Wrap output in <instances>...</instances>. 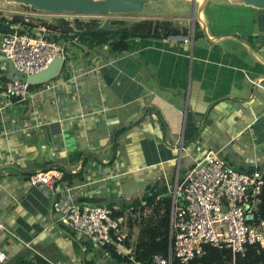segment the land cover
<instances>
[{
  "label": "crops",
  "instance_id": "0c3cea01",
  "mask_svg": "<svg viewBox=\"0 0 264 264\" xmlns=\"http://www.w3.org/2000/svg\"><path fill=\"white\" fill-rule=\"evenodd\" d=\"M177 3L137 21H173L188 29L191 43L136 38L128 51L104 46L90 54L73 45L66 67L48 84L32 85L27 102L0 103L6 264H77L75 247L88 243L85 236L54 220L75 204L106 206L126 219L146 195L172 198L169 187L182 188L210 152L240 173L264 177V10L214 2L194 16L192 5ZM15 16L30 20L0 3V18ZM6 33L0 28V41ZM7 62L0 48V83L14 80ZM48 169L63 173L55 192L30 184L33 173ZM53 245L63 255L56 261L37 248Z\"/></svg>",
  "mask_w": 264,
  "mask_h": 264
},
{
  "label": "built area",
  "instance_id": "2783aa9c",
  "mask_svg": "<svg viewBox=\"0 0 264 264\" xmlns=\"http://www.w3.org/2000/svg\"><path fill=\"white\" fill-rule=\"evenodd\" d=\"M26 19V22H29ZM50 30L40 25L36 36L14 33L2 35L0 48L16 69L27 75L45 70L56 58L67 61L66 50L58 42L48 38ZM191 43L189 36H170ZM48 84V83H44ZM30 83L17 80L0 83V103L8 108L15 99L27 102L31 97ZM47 86V85H46ZM45 86V87H46ZM47 89L52 86L48 85ZM63 173L56 169L38 171L31 175L32 186H43L55 192ZM260 172L240 173L226 160L213 152L208 153L190 171L188 183L174 189L170 217L169 251L167 256L155 255L152 264H190L206 255L208 246L230 249L234 256L244 255L251 249H264V221L259 220L257 207L261 204V188L264 184ZM73 233L88 238L98 251L115 240L122 245L128 235L124 217L116 218L106 206L73 205L67 214L54 220ZM0 229H5L0 226ZM120 255L130 257V263L140 264L130 256L124 245L117 247ZM7 255L0 247V264H6ZM34 264H53L51 262Z\"/></svg>",
  "mask_w": 264,
  "mask_h": 264
},
{
  "label": "trees",
  "instance_id": "16d2710c",
  "mask_svg": "<svg viewBox=\"0 0 264 264\" xmlns=\"http://www.w3.org/2000/svg\"><path fill=\"white\" fill-rule=\"evenodd\" d=\"M73 24H75V28L72 26ZM40 25L47 26L53 33L50 34L49 39L61 44L84 45L89 50V54L95 48L104 47L105 45L113 52L122 53L128 51L131 41L136 38H169L170 36H186L188 34L186 27L166 19H144L132 22V24L124 20H111L102 25L101 20L98 18H90L84 21L77 18V16L75 22L59 18L55 23L51 24L48 22L41 24L29 23L18 16H15L11 22L6 23L5 18H0V28H3L8 33H14V27L18 26L17 31L19 34L35 37L36 29ZM65 67L66 64L63 65L62 70ZM43 85L40 84L39 86ZM262 180L264 181V177ZM261 191V204L258 205L257 212L260 219L264 220V184ZM131 207L134 210L126 218L128 235L126 241L122 244L132 251L130 256L140 264H152V259L155 255L167 256L169 251L172 198L163 197L159 199L157 194L146 195L141 201L136 200L133 202ZM136 214L139 216H136ZM124 215L123 211L115 212L116 218ZM135 230H137V238L134 241ZM113 243L108 244L99 251L105 252L107 257L116 262L115 264L130 263L129 256L126 257L117 252V247L122 245L115 244L118 243L116 240ZM206 250V255L195 259L190 264H264V249L249 248L244 255L238 254L236 256L233 255L230 249H218L208 246ZM39 261L46 263L42 260ZM173 264L179 263L174 261Z\"/></svg>",
  "mask_w": 264,
  "mask_h": 264
},
{
  "label": "water",
  "instance_id": "95a60500",
  "mask_svg": "<svg viewBox=\"0 0 264 264\" xmlns=\"http://www.w3.org/2000/svg\"><path fill=\"white\" fill-rule=\"evenodd\" d=\"M19 5L38 13L55 15H76L85 17L118 16L141 14L147 5L158 3H182L193 6V15L201 16L207 7L214 2H227L243 5L257 10H264V0H0V3ZM159 6H157L158 8ZM160 7H162L160 5ZM7 65L13 71L10 79L32 85H40L55 79L63 68V58H56L45 70L37 74L27 75L19 72L14 62ZM14 101L19 102L20 99ZM188 183L186 180L183 187Z\"/></svg>",
  "mask_w": 264,
  "mask_h": 264
},
{
  "label": "rangeland",
  "instance_id": "374dc122",
  "mask_svg": "<svg viewBox=\"0 0 264 264\" xmlns=\"http://www.w3.org/2000/svg\"><path fill=\"white\" fill-rule=\"evenodd\" d=\"M167 4L169 3H158V6H163V7H166ZM177 6H182L181 3H177ZM14 8V9H18L19 11H25L27 12L28 14V17L30 18V21L34 24H41V23H44V22H48V23H55V21L59 18H71L72 22H75V15H55V14H46V13H38V12H35L33 11L32 9L28 8H24L23 6H19V5H10V8ZM151 8H155V4H152V5H147L144 9V11L141 13V14H134L132 16H134V19H129L127 17H116L118 20H124L125 22H128L130 24H132L133 21H137L139 20V16H144V15H159V16H162V14H158V12H151ZM176 15H181V16H187L189 14L187 13H176ZM79 17V16H78ZM158 17V16H157ZM90 18H98V17H79V19H82V20H88ZM99 19L101 20V22H104V23H108L109 21L111 20H117V19H111V18H107L106 16L104 17H99ZM52 32L50 31V33L48 34V36H50ZM53 34V33H52ZM107 46V45H105ZM108 47V46H107ZM109 48V47H108ZM74 49V52H75V48L73 45H72V49H69L66 54H65V58L68 59V61L71 60L72 58V55L70 54ZM97 49H100V48H95L94 50H97ZM71 50V51H70ZM101 51L104 50V48H101L100 49ZM137 238V230H135L134 232V241L136 240ZM84 241L88 242L86 245L84 246H81L80 244L79 245H76L75 247V252H76V255H77V264H97L99 261L103 259H106L110 264H115L116 262L114 260H112L110 257H107V255L105 254V252L103 251H98L97 249H94L92 246H91V242L88 238L84 237L83 238ZM42 253L44 254H48L52 260L56 261L58 260L59 258L63 257V255L61 253L58 252V249L55 245L49 247L48 249H41L40 247H37ZM102 255H100V254Z\"/></svg>",
  "mask_w": 264,
  "mask_h": 264
}]
</instances>
